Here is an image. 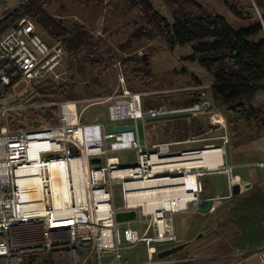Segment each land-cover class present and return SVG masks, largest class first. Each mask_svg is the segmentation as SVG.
Masks as SVG:
<instances>
[{"label":"built area","instance_id":"built-area-1","mask_svg":"<svg viewBox=\"0 0 264 264\" xmlns=\"http://www.w3.org/2000/svg\"><path fill=\"white\" fill-rule=\"evenodd\" d=\"M64 56V47L45 40L37 24L28 17L16 21L14 27L0 37V264H122V250L141 242L147 245L152 262L159 245L178 242L174 214L187 210L190 204L197 209L203 198L199 177L204 173L192 172L198 182L192 202L184 208L166 209L161 205L156 215L145 209L143 201L133 194L135 185L128 184L163 175H184L186 172L177 173L182 168L153 171L148 159L151 155L161 159L183 155L190 149L178 150L176 145L196 140L142 143L138 120L147 121V117L175 112L177 108L162 105L143 108L147 92L128 88L123 74H120L122 90L99 102L109 101V119L120 122L114 126L131 124L133 130L113 132L106 131L101 122L81 123L77 118L76 101L42 100L36 89L38 84L47 79L57 84L67 80L66 70L61 69ZM21 82H25L26 87L18 92L16 87ZM69 103L74 105L73 110L67 109ZM51 107L58 109L54 122L45 121L38 127L20 129L10 124L11 119L19 115ZM197 108L199 104L181 109ZM208 138L211 136L203 140ZM33 142L37 145L34 159L41 161L38 172L19 174V169L29 167L34 161L29 154ZM130 148L137 155L134 165H121L118 157L111 156L114 151ZM93 157H101L102 161L92 163ZM71 158L84 161L86 172L84 180L80 177L81 192L77 194L70 173V201L56 206L48 165L55 159L70 161ZM254 164L264 168V159ZM129 167L137 170L114 172ZM226 168L231 196L233 184L239 181L230 173L233 168ZM33 175L41 182L38 199L33 197L32 188L23 186ZM114 184L122 187L123 202L117 206L113 203ZM175 198H169L173 204ZM222 198L215 196L214 200L219 202ZM157 201L162 202V198L158 196ZM35 205L40 210L34 209ZM127 210L135 211V218L129 221L144 227L142 232L137 227L122 228L121 222L116 220L118 211ZM256 254L259 264H264V246Z\"/></svg>","mask_w":264,"mask_h":264},{"label":"trees","instance_id":"trees-1","mask_svg":"<svg viewBox=\"0 0 264 264\" xmlns=\"http://www.w3.org/2000/svg\"><path fill=\"white\" fill-rule=\"evenodd\" d=\"M47 1L20 0L18 6L4 11L0 17V37L13 28L16 21L25 17L32 19L47 36L43 38L50 43H60L68 58L69 81L57 84L44 80L36 86L38 94L42 100H76L78 95L73 88L77 78L85 77L90 69H101L105 55L94 50L92 34L84 24H64L45 9ZM132 1L140 7L143 20L150 26H140L132 37L137 39L142 34L150 40L154 34L161 35L180 60L193 67L195 72L202 71V74H194V82L208 86L213 103L223 107L226 114L232 116L231 121L246 124L253 121L259 127L264 126V0H255L257 7L263 10L262 19L239 28H234L222 15L209 12L195 0H163L171 10L172 22L151 0ZM225 3L240 19L252 18L244 15L232 0H225ZM130 46L128 41L119 48L125 51ZM120 62L124 71L141 75L145 87H150L151 74L142 70L146 63L143 54L133 53ZM201 100L200 92H193L191 101L185 104H199ZM142 105L148 108L161 104L143 99ZM57 111V107L33 110L26 113L25 124L21 122L24 117L19 116L12 118L10 124L19 129L38 127L45 121L54 122ZM188 124L179 121L172 131L179 127L182 131L185 129V134L190 133L193 126ZM198 128L203 135L204 128ZM256 136L244 134L243 137ZM183 139L186 138L177 140ZM209 221L210 227L203 230L206 232L187 244L193 246L190 256L197 258L189 264H233L240 258L236 253H256L264 246V197L259 187L253 186L233 195L212 212Z\"/></svg>","mask_w":264,"mask_h":264},{"label":"rangeland","instance_id":"rangeland-1","mask_svg":"<svg viewBox=\"0 0 264 264\" xmlns=\"http://www.w3.org/2000/svg\"><path fill=\"white\" fill-rule=\"evenodd\" d=\"M195 1L209 12L222 15L234 28H239L242 25L248 26L257 20H261L263 12L262 9L257 7L255 0H232L244 15L252 16L251 19L244 20L240 19L229 9L225 0ZM151 2L169 22L173 21L171 10L163 0H151ZM19 3L20 0H0V16L4 11L18 6ZM44 7L51 15L60 19L66 25L72 22L84 24L92 34V39L95 44L94 50L100 52L102 56L105 55L103 60L105 63L101 65V69L97 67L90 69V73L86 74L85 77H78L73 88L74 93L78 95V99L72 101H76V108L80 112L81 121H91L98 118L103 122L106 130H111L115 124L120 123L109 119V101H99L115 93L117 94L122 90L120 74H123L125 85L128 88L133 91H146L147 95L143 99H152L156 104H161L170 109L194 107L196 104L186 106L189 104L185 103L191 101L193 92H200L201 95V103H199V108L193 110V116L190 117L192 119L176 118L153 122H146L143 119H139L138 130L142 143L147 138L149 141L190 138L196 141L176 145L175 149H197L205 145L213 144L215 146H221L225 156L226 150L224 147L226 144L229 145L233 141H236L237 134L241 131L250 136L260 135L262 139L257 140V144L261 148H259L258 152L264 153V126L261 125L259 127L253 121L250 124L238 120L231 121L232 116L226 114L223 107H219L213 103L208 86H199L194 82V74L196 72L202 74V71L198 70L195 72L193 67L180 60L176 52L170 50L164 43L161 35L154 34L150 40L147 35L144 36L142 34L137 39L132 37V33L139 30L138 28L140 26L150 28L142 18L140 7L133 3L132 0H48ZM38 31L43 37H47L39 27ZM128 41L131 44L130 48L122 51L119 45ZM133 53L143 54L146 57V63L142 66V70L143 72L146 71L151 74L149 78L150 87H145V84L140 80L141 75H134L132 72H126L122 68L120 59L128 57ZM61 69L66 70L67 80L65 82H68L69 72L66 54L62 61ZM25 87L26 83L21 82L17 85L16 91H22ZM19 117H24L21 120L22 123L25 124L27 122L26 114L19 115ZM179 121L180 124L186 122V124H191V127L193 126L190 133L185 134V129L182 131L179 127L175 132L172 131L173 127ZM200 126L204 128L203 135L200 134L198 128ZM173 134L174 137H172ZM207 136H211V138L203 140ZM198 139H201V141ZM111 155L117 156L121 165H134L137 163V155L132 148L114 151ZM226 166L225 162L218 169L205 170L203 168H194L190 172H202L205 174L210 172L217 174L223 173L226 179V175H228ZM185 170L181 169L177 173L186 172ZM230 173H233V169ZM214 178L215 174L206 176L210 184ZM221 188L220 193H224V186ZM112 192L114 205L122 204L123 196L121 185L114 184ZM189 206L190 209L194 210L192 204ZM187 212L181 211L174 214V225L178 236H186L188 233L193 236L196 232L195 227L198 224L197 221L210 223L207 217L200 216L196 220L194 215ZM120 225L122 228L127 226L137 227L140 232L144 229L140 225L137 226L135 221H124ZM122 255L123 264L124 262L129 264L143 263L149 260L147 245L144 242L125 247L122 250Z\"/></svg>","mask_w":264,"mask_h":264},{"label":"bare ground","instance_id":"bare-ground-1","mask_svg":"<svg viewBox=\"0 0 264 264\" xmlns=\"http://www.w3.org/2000/svg\"><path fill=\"white\" fill-rule=\"evenodd\" d=\"M68 110H73L74 105L69 103L66 105ZM36 143L31 144L29 154L31 158H35ZM224 150L220 146L207 145L202 148L186 150L183 155H174L168 159L158 158L156 155H151L148 159V164L151 165L153 171H162L165 168L175 169L182 168L187 169L184 175L177 176H157L144 179L143 181H137L136 184L130 182L129 185H135L134 193L138 199L142 200L145 209L157 214L160 206L163 205L166 209L173 207L184 208L188 202H192L195 199V190H197L198 182L193 175L191 169L203 168L207 170H213L219 168L224 163ZM40 160H35L29 167L19 169V174H30L38 172ZM166 169V170H169ZM71 170V172H68ZM135 167H129L127 169L121 168L114 170V172H135ZM48 171L51 176V194L52 199L56 206L65 205L70 201V173L73 174V182L76 186L77 194L81 192V179L84 180L85 166L83 159L71 158L70 161L65 159L52 160L49 162ZM37 175L31 176L23 186H29L33 190V197L38 199L41 196V185ZM162 198V202L158 203L157 197ZM175 198V204L172 203L170 197ZM35 205L34 209H37ZM40 210V208H38Z\"/></svg>","mask_w":264,"mask_h":264},{"label":"crops","instance_id":"crops-1","mask_svg":"<svg viewBox=\"0 0 264 264\" xmlns=\"http://www.w3.org/2000/svg\"><path fill=\"white\" fill-rule=\"evenodd\" d=\"M77 113H78L77 118L81 123L101 122L98 118H95L94 120H91V121H81L80 114H79L80 112L77 111ZM101 123L103 124V122H101ZM106 131H109V130H106ZM244 133L245 132L240 131L237 134L238 136H237L236 141H233L229 145L226 144V146L224 147L226 150L225 156H223L224 157V163L226 162L227 166H231L233 168L232 175L238 179V181L241 185V190L239 193L245 192L246 190H248L249 188H251L253 186H258L260 191L263 194V197H264V168L258 167L254 164L257 161L264 159V153L258 152L259 148H261V147L259 146V144H257V140L259 141V139H262V138L260 135H258L256 137L251 138V139H245L244 137L239 139L241 134H242L241 136H244ZM263 138H264V136H263ZM145 141H147V142H159V141H149L148 138ZM223 155H224V153H223ZM111 156L117 157L115 155H111ZM210 174H215V178L211 182V184L206 179V176L210 175ZM227 178H228V175H226V179H225V175H223V173L217 174V173L210 172V173H207V174L204 173L203 175H201L199 180H200V183L202 186V193H203L202 197L205 198V197H210V196L211 197L223 196V198L219 202L215 201L213 208L206 214L199 212L195 208H194V210L188 208L187 210H183V211H188L187 213L194 215L196 220L200 216L207 217L209 219V216L212 214V212H214L217 208H219L226 200L230 199L231 197H233V195H235V194H232L231 196H229L230 189L226 183ZM246 183H250L249 187H246ZM222 186H224V193H220ZM179 212H181V211H179ZM197 222H198V224L195 227L196 232L194 233V235L191 236L190 233H188L186 236H178L177 235L178 236V242L177 243L192 241V238L197 237L198 234L201 233V231L204 234L206 231L204 232L203 230H205L206 228H209L210 224H211V222L210 223L209 222L202 223L199 221H197ZM171 245L172 244H170V243L161 244L158 246L157 252L159 250L167 248ZM160 246H162V247H160ZM147 251H148V249H147ZM157 252L153 255L154 259L152 262L149 259L143 263H131V264H189V263L193 262L192 260L197 259L196 257L190 256L191 253H189V252H193V246H186L185 248L179 250L178 252H176L170 256L164 257L162 259H159L156 256ZM148 255H149V253H148ZM236 255H238L240 258L237 259L233 264H259L258 256L256 253L247 254V255H245V253H236ZM122 257H123V255H122ZM121 263L123 264L122 258H121ZM125 263L129 264L127 262H124V264Z\"/></svg>","mask_w":264,"mask_h":264},{"label":"water","instance_id":"water-1","mask_svg":"<svg viewBox=\"0 0 264 264\" xmlns=\"http://www.w3.org/2000/svg\"><path fill=\"white\" fill-rule=\"evenodd\" d=\"M193 116V111L191 110H185V109H177L175 112H170L164 115H159L155 117H147L146 120L148 122H153L157 120H166V119H176V118H189ZM134 126L131 124L127 125H118L114 126L112 128L113 132H122V131H127V130H133ZM92 163H99L101 162L100 157H93L91 158ZM250 183H246V187H249ZM241 190L240 185L238 183L233 184L232 186V193L237 194ZM214 197H205L202 198L199 202V205L197 207V210L201 213H208L214 205ZM115 218L118 222H124V221H129L131 219L135 218V211L134 210H127V211H118L115 214ZM203 233H199L197 237H201ZM188 242H180L174 245H171L167 248H164L162 250H159L157 252V257L159 259H162L164 257L170 256L179 250L185 248L187 246Z\"/></svg>","mask_w":264,"mask_h":264}]
</instances>
